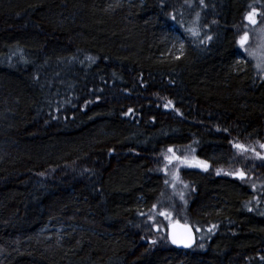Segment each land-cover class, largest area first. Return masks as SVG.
<instances>
[{
  "label": "trees",
  "instance_id": "trees-1",
  "mask_svg": "<svg viewBox=\"0 0 264 264\" xmlns=\"http://www.w3.org/2000/svg\"><path fill=\"white\" fill-rule=\"evenodd\" d=\"M257 28L264 0H0V264H264Z\"/></svg>",
  "mask_w": 264,
  "mask_h": 264
},
{
  "label": "snow or ice",
  "instance_id": "snow-or-ice-1",
  "mask_svg": "<svg viewBox=\"0 0 264 264\" xmlns=\"http://www.w3.org/2000/svg\"><path fill=\"white\" fill-rule=\"evenodd\" d=\"M256 15H257V12L255 10L250 12L248 14V16H247L248 21L250 23H252V24H256L257 23V21L255 19ZM208 39H211V37H208ZM247 39H248L247 34H245L241 38V40L239 41L240 46L242 48L245 46V43H246ZM250 55H252L255 58V54L254 53H252ZM262 58H264V57H262ZM257 68H260V64H257ZM169 103H171V102H169ZM129 111H131V110H129ZM235 147L237 149H239L241 152L248 150L244 145H240V144L235 145ZM261 147L264 148V145H261ZM168 151L172 152L173 150L170 148V149H168ZM257 156L260 159H264V156H260L259 153H257ZM173 157H174V154H173ZM174 158L179 159L178 157H174ZM169 162H171V160H169ZM183 163H185L189 167L201 168L204 171H207L208 167H209V165H208V163L206 161L197 160L195 158H193L191 161H189L188 158L185 157ZM217 174H219V172ZM237 175L239 176L240 179H244L245 178V173L242 172V171L238 172ZM166 183H167V181H166ZM249 211H251V209H249ZM160 215L167 216L169 214L165 213V212H161ZM178 227L179 226H175L174 225L173 226V230H172V232L169 235V239H170L171 243L174 244V245H177V246H182L184 248L192 247L194 238H193L191 229L188 228L187 226H184L182 229L177 230ZM213 227H215V225H213ZM197 231H199V229H197ZM209 231H211V229H209ZM152 243H156V241H152ZM200 247L202 248L203 245H200Z\"/></svg>",
  "mask_w": 264,
  "mask_h": 264
},
{
  "label": "rangeland",
  "instance_id": "rangeland-1",
  "mask_svg": "<svg viewBox=\"0 0 264 264\" xmlns=\"http://www.w3.org/2000/svg\"><path fill=\"white\" fill-rule=\"evenodd\" d=\"M257 26V25H256ZM254 34L249 32V36H253V39L255 43H253V49L251 50L252 53L255 54V62L256 65L260 64V68L262 72H264V30H259L258 28L254 30ZM178 222V221H173L171 223ZM182 223V222H180Z\"/></svg>",
  "mask_w": 264,
  "mask_h": 264
},
{
  "label": "water",
  "instance_id": "water-1",
  "mask_svg": "<svg viewBox=\"0 0 264 264\" xmlns=\"http://www.w3.org/2000/svg\"><path fill=\"white\" fill-rule=\"evenodd\" d=\"M174 225H175V226H179L177 230L182 229L184 226H187L188 228L191 229V231H192V235H193V238H194V239H193L192 247H190V248H184V247H182V246H177V245H174V244L171 243V241H170V239H169V235H170V233L172 232V230H173V226H174ZM167 239H168V242H169L170 246L173 247V248L176 249V250H179V251H187V250H190V249H192V248L195 246V244H196V235H195V231L192 229V227H191L190 225L182 224V223H179V222H174V223H171V224L168 225V227H167Z\"/></svg>",
  "mask_w": 264,
  "mask_h": 264
}]
</instances>
